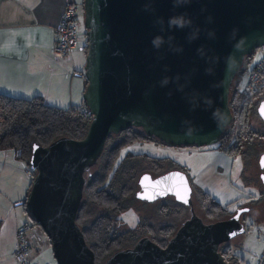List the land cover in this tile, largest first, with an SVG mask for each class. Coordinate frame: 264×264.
I'll return each instance as SVG.
<instances>
[{
    "label": "water",
    "instance_id": "95a60500",
    "mask_svg": "<svg viewBox=\"0 0 264 264\" xmlns=\"http://www.w3.org/2000/svg\"><path fill=\"white\" fill-rule=\"evenodd\" d=\"M82 9L86 30L82 99L91 121L81 140L60 137L46 147L32 145L28 166L35 175L23 203L28 218L48 238L56 264H95L76 218L85 174L98 163L107 138L135 128L168 148L217 145L232 122V81L244 59L264 47V0H190L181 8H173V0H82ZM178 13H187L193 28L200 30L191 43L186 39L189 29L160 33L155 23ZM233 29L237 36L230 41ZM208 31H214V40L208 38ZM159 34L173 36L174 45L183 50L170 51L165 45L157 51L151 40ZM240 39L244 44L236 54L237 68L226 77L224 57ZM201 46L217 60L215 75L205 74L209 64L198 53ZM165 76H179L183 91L173 82L161 87L159 81ZM194 92L211 97L227 122L218 125L203 103L191 110L186 96ZM262 107L264 101L258 107L264 123ZM263 160L264 156L261 170ZM137 186L136 199L154 203L170 197L189 207L190 215L165 247L142 237L132 247L113 253L104 264H229L219 247L244 233L241 216L248 208H238L225 220L203 222L192 207L188 176L180 170L156 177L142 174Z\"/></svg>",
    "mask_w": 264,
    "mask_h": 264
},
{
    "label": "trees",
    "instance_id": "16d2710c",
    "mask_svg": "<svg viewBox=\"0 0 264 264\" xmlns=\"http://www.w3.org/2000/svg\"><path fill=\"white\" fill-rule=\"evenodd\" d=\"M254 54L244 59L237 74L244 75L250 72L252 64L258 59L253 63ZM240 92L237 90L230 95L229 108L232 122L242 119L239 129L240 127L245 129L244 119L251 112V108H245ZM263 95L264 92L258 98ZM90 121L91 116L83 115L81 108L63 110L48 105L40 96L24 99L0 93V152L11 151L15 158L26 166L32 181L35 171L28 166L32 145L46 147L60 137L81 140ZM227 131L226 128L220 137L218 150L229 156L233 153L238 154L245 165L252 158L255 160L258 158L257 150L260 146L249 149L254 146L250 132L249 134L244 132L246 135L239 134L237 137L238 142L243 139V146L245 142L249 145L248 150L244 151L241 146L229 144ZM143 138L150 142L156 141L135 128L109 136L98 163L85 174L86 184L76 223L94 254L95 264H104L113 253L132 247L142 237H148L158 246L165 247L177 228L189 217V207L175 202L173 198L160 200L154 204L139 202L135 194L138 190V179L142 174L147 173L156 177L171 170H180L188 176L196 202L207 219L218 221L229 215L230 204L221 206L207 193L195 187L186 168L176 165L172 160L144 154H128L119 159L122 148ZM136 206L139 208H135ZM131 209L139 213L133 227L118 229L116 224L121 222L124 214ZM28 221L31 220L28 218ZM33 226L35 227L34 223ZM223 246L222 244L219 247V252L226 262L233 264L234 256L225 253Z\"/></svg>",
    "mask_w": 264,
    "mask_h": 264
},
{
    "label": "crops",
    "instance_id": "0c3cea01",
    "mask_svg": "<svg viewBox=\"0 0 264 264\" xmlns=\"http://www.w3.org/2000/svg\"><path fill=\"white\" fill-rule=\"evenodd\" d=\"M68 2L77 6L79 0H0V93L24 99L40 96L48 105L63 110L84 107V45L80 42L82 50L68 60L57 61L51 55L54 30ZM247 75L241 76L239 92ZM198 150L207 158L194 173L186 169L194 186L221 206L238 202L242 193L232 181L233 157L216 145ZM30 185L26 166L11 151L0 152V264H17L15 230L28 221L23 202ZM40 239L42 249L33 253L31 260L48 264V244Z\"/></svg>",
    "mask_w": 264,
    "mask_h": 264
},
{
    "label": "rangeland",
    "instance_id": "374dc122",
    "mask_svg": "<svg viewBox=\"0 0 264 264\" xmlns=\"http://www.w3.org/2000/svg\"><path fill=\"white\" fill-rule=\"evenodd\" d=\"M76 3L78 6L77 35L79 42H81L82 46L84 45V48H86V30L83 26L82 0H79V2ZM261 49H258L254 54V60L259 57ZM241 76L243 75L237 74L233 79L229 97L230 95L232 96V93L239 90ZM261 101H264V95L259 99L254 100V102H246L244 104L245 108H251V112L246 115V118L244 119L246 121V130L242 127H240L239 129V125L241 124L240 122L242 119L240 121L238 119L234 120L232 122V125L227 128V136L229 137V144L231 146H241L243 147L242 150H248L249 145L245 142L243 146V139L238 142L237 137L239 136V134L241 136H244L246 134H249V132L252 134L253 140L251 142H253L254 144V146L250 147L249 149H256L257 146H260L258 148L259 151L257 150L258 158H256V160L252 158V160H250V162L246 165L243 163L241 156L236 153L232 154V181L236 185L235 188L240 193H242V197L238 202H234V204L228 207L229 215L223 217L220 220L228 219L236 212L238 208L249 209L247 213H244L241 216V221H243L245 228L244 233L223 244V251L225 253H230V256H234L232 260L233 264H255L257 257L262 253L264 248V184L261 178V175L264 176V168L261 170L259 166L261 157L264 156V123L258 115V107ZM217 147L219 148L218 144L216 145V148ZM252 153L253 151L250 152V154ZM128 154H144L154 158H167L175 162L176 165L185 167L190 174L194 173L195 170L201 166L200 163L202 164V162H204L207 158V155L200 153L198 148H168L163 144L157 143L156 141H146V139L144 138L122 148L120 151L119 159L121 160L125 155ZM197 159H200L199 163L196 162ZM192 202V207L195 214L204 222L212 223L217 221L210 220L205 217L203 210L196 202L194 194L192 196ZM135 208L139 207L136 206ZM138 214L139 213L135 209L127 211L124 214L121 222H118V224H116L117 228L120 230L132 228L135 222V218L139 216ZM35 228L37 229L38 235L43 238V240H45L48 244V264H56L53 259L48 238L45 236L38 225L35 224ZM41 252H43V250Z\"/></svg>",
    "mask_w": 264,
    "mask_h": 264
},
{
    "label": "built area",
    "instance_id": "2783aa9c",
    "mask_svg": "<svg viewBox=\"0 0 264 264\" xmlns=\"http://www.w3.org/2000/svg\"><path fill=\"white\" fill-rule=\"evenodd\" d=\"M78 8L68 2L60 18L58 26L54 30V45L51 55L54 60H68L71 55L82 50L78 35ZM264 92V47L259 53V57L248 73L245 83L241 89L242 102H250L258 99ZM81 113L90 116L87 108H81ZM36 228L31 221L19 224L15 230V242L13 247L14 260L17 264H46L35 263L31 260V255L39 252L42 248L41 239ZM255 264H264V248L257 257Z\"/></svg>",
    "mask_w": 264,
    "mask_h": 264
},
{
    "label": "clouds",
    "instance_id": "9594fccd",
    "mask_svg": "<svg viewBox=\"0 0 264 264\" xmlns=\"http://www.w3.org/2000/svg\"><path fill=\"white\" fill-rule=\"evenodd\" d=\"M190 4V0H173V8H181L188 6ZM146 9H151V5H146ZM207 21L209 23L212 22V17H207ZM157 25H159V31L160 33L171 32L173 29L175 30H184L189 29V32L186 35V39L189 43L194 41L198 38L199 29L193 28L192 19L187 15V13H178L170 16L167 21L161 17L158 18L155 22ZM166 24V27H165ZM207 36L210 39H215V33L214 31H208ZM237 36V29H233L232 32L229 35V40L233 41L236 40ZM174 37L171 35H156L152 38L151 44L154 49L159 51L163 46L167 45L168 49L170 51L174 52H180L183 49L181 47H177L173 43ZM244 44L243 39H240L235 44H233V51L230 52L227 56L224 57V65H225V76L227 77L231 73L235 71L237 68V52H239ZM199 55L205 59L206 63L209 64V67L205 68V74L207 75H215V68L214 65L217 63V60L214 57L207 56L203 50V46H201L200 49H198ZM179 76H176L174 78H169L167 76L163 77L159 84L161 87L167 86L170 82L177 84V90L183 91L184 85L179 84ZM168 95H171V92L168 93ZM186 99L188 100V103L191 105V110H194L196 107L200 105V103H203L205 106V110L211 109V118L218 123V125L225 124L227 122V116L226 114L218 107H213V100L211 97L201 95L199 93H192L191 95H187ZM185 123H188L185 121Z\"/></svg>",
    "mask_w": 264,
    "mask_h": 264
},
{
    "label": "flooded vegetation",
    "instance_id": "af4514ba",
    "mask_svg": "<svg viewBox=\"0 0 264 264\" xmlns=\"http://www.w3.org/2000/svg\"><path fill=\"white\" fill-rule=\"evenodd\" d=\"M152 177H155V176H152ZM138 191V190H137ZM168 198H170V197H168ZM165 199H167V198H165ZM165 199H160V200H165ZM138 200V199H137ZM160 200H158V201H160ZM139 202H144V201H140V200H138ZM158 201H156V202H158ZM156 202H154V203H156ZM144 203H146V202H144ZM154 203H146V204H154Z\"/></svg>",
    "mask_w": 264,
    "mask_h": 264
},
{
    "label": "snow or ice",
    "instance_id": "6c2138e0",
    "mask_svg": "<svg viewBox=\"0 0 264 264\" xmlns=\"http://www.w3.org/2000/svg\"><path fill=\"white\" fill-rule=\"evenodd\" d=\"M262 112H264V107H262Z\"/></svg>",
    "mask_w": 264,
    "mask_h": 264
}]
</instances>
